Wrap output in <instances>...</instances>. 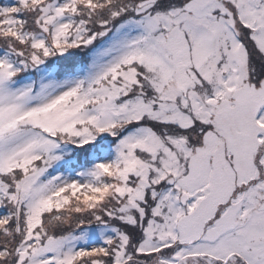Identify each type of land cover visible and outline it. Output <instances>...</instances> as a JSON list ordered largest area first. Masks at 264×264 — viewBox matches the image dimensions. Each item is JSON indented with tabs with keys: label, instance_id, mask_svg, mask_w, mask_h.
Segmentation results:
<instances>
[{
	"label": "snow or ice",
	"instance_id": "obj_1",
	"mask_svg": "<svg viewBox=\"0 0 264 264\" xmlns=\"http://www.w3.org/2000/svg\"><path fill=\"white\" fill-rule=\"evenodd\" d=\"M0 264H264V0H0Z\"/></svg>",
	"mask_w": 264,
	"mask_h": 264
}]
</instances>
